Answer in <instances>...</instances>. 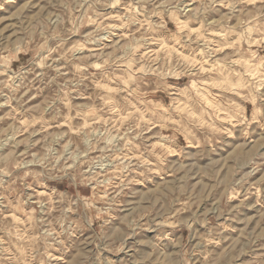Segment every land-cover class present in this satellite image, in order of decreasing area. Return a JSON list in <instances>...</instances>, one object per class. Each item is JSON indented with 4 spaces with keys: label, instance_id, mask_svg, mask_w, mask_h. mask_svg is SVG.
Listing matches in <instances>:
<instances>
[{
    "label": "clouds",
    "instance_id": "1",
    "mask_svg": "<svg viewBox=\"0 0 264 264\" xmlns=\"http://www.w3.org/2000/svg\"><path fill=\"white\" fill-rule=\"evenodd\" d=\"M136 2L146 11L155 5L156 15L179 11L177 0ZM15 3L0 0V12ZM97 4L25 0L15 23L0 27V72L14 78L4 101L9 111L0 116V181L11 180L0 183L7 191L0 205L8 208L0 212V264H264V179L254 182L264 176V58L240 44L264 38V0L230 4L238 23L225 35L237 32L239 40L216 74L230 86L210 89L203 81L211 76L187 57L163 68L141 60L139 47L149 43L141 37L117 45L111 56L95 55L101 76L87 86L89 104L69 106V119L57 103L61 90L47 105L57 107L41 121L37 141L23 100L33 84L15 79L29 71L21 54L33 53L34 60L49 41L66 53L73 39L85 48L103 39L100 17L92 35L73 37L64 23L70 10ZM204 11L194 10L192 19ZM130 22L126 13L122 24ZM183 38L169 37L177 44ZM216 50L203 54L211 60ZM172 72L185 75L171 79ZM152 87L160 95H143ZM31 184L51 185L55 195L34 207L22 194ZM89 188L94 194L86 197Z\"/></svg>",
    "mask_w": 264,
    "mask_h": 264
},
{
    "label": "rangeland",
    "instance_id": "2",
    "mask_svg": "<svg viewBox=\"0 0 264 264\" xmlns=\"http://www.w3.org/2000/svg\"><path fill=\"white\" fill-rule=\"evenodd\" d=\"M79 2L83 4V0H79ZM231 2L232 0H177L179 11L173 9L167 16L153 14L155 5H152V11H146L145 8L140 7L136 0H118L116 3H112L111 0H98V4L94 8L82 6L74 11L70 10L64 23L68 26V31L73 37H79L82 33L92 35L96 30L94 21L100 17L103 20V27L98 31V34L103 39H94L87 48L82 47V40L73 39V42L68 45L66 53L57 51L55 45L49 41V45L46 46L47 50L42 49L40 56L34 60L32 59L33 53L21 54V59L28 63L29 71L15 79L17 85L21 82L33 84L31 90H23V100L26 101L24 108L27 113H31L33 127L37 129L33 133L34 139L40 140L41 121L49 120V113L57 107V105H53L49 109L47 105L56 99L61 90L63 94L59 95L57 103L62 105L65 117L70 119L69 106L79 108L89 104L88 98L92 94V90L87 86L92 79L99 81L101 76L100 69L95 66L97 63L95 55L107 54L111 56L117 45L123 47L128 41L135 44L141 37H146L149 41L146 46L139 47L138 55L141 60L147 58L155 61L157 68H163L165 61L171 67L177 56L187 57L189 63L201 65L199 71L202 74L211 76L210 79L203 81L210 89L219 92L230 86V81L217 79L216 74L221 70L217 64L222 65L224 58L233 52L234 46L239 40L237 32L225 35V30L234 28L238 23L237 17L229 15ZM24 4L25 0H16L13 7L4 4L5 11L0 12V27H5L10 22L15 23L13 18L21 15ZM201 6L205 11L195 20L192 19L194 10L200 9ZM132 10H135L134 13ZM126 13L131 22L122 24V18ZM205 24L208 25L207 30L203 27ZM170 36L175 37V40H180L181 36L184 38L177 44L169 39ZM262 39L264 38L256 36L250 42L241 41L240 44L242 48H250L254 54L264 58ZM60 43L63 47V42ZM213 47L217 49L216 54L213 59L209 60L204 56L203 50L205 48L211 50ZM193 52L199 54L190 55ZM90 54H94L92 66L85 63ZM202 57L203 63H201ZM232 59L236 60L239 57ZM243 59H247V57ZM11 64L13 68L19 67L17 62L13 61ZM140 67L145 66L142 64ZM184 75L172 72L170 78L182 79ZM13 79L10 72H0V105H3L0 107V116L7 115L9 111L10 106L4 101L7 99L6 94L9 93V86L12 85ZM193 86H195V81H193ZM143 95L158 96L160 92L155 87L145 88ZM16 103L15 100L12 101L13 106ZM177 103L179 104V101ZM120 119H127V117L122 116ZM28 120L29 116L25 114L22 122ZM8 123H11V120ZM60 123L65 124L66 128H71V125L63 119L60 120ZM48 127L51 129L52 125L49 124ZM159 127H152L149 131L155 134ZM29 131L30 129H26L24 136H27ZM23 147L21 145L20 151H23ZM35 147L38 149L39 143ZM262 179L264 176H259L254 182L258 183ZM0 183H11V180L5 177ZM55 191H59L61 196L64 195L61 189ZM245 191L247 190L245 189ZM259 192L260 190L257 189L252 195L258 196ZM0 194L7 195V191L0 189ZM22 194L31 196L35 207L39 198L47 196L51 200L55 192L52 191L51 185L31 184L29 188L23 190ZM93 194V190L89 188L85 195L87 197ZM8 199L11 201L13 197L9 196ZM0 212L7 213L8 208L5 205H0ZM110 222V220L105 221V223Z\"/></svg>",
    "mask_w": 264,
    "mask_h": 264
}]
</instances>
